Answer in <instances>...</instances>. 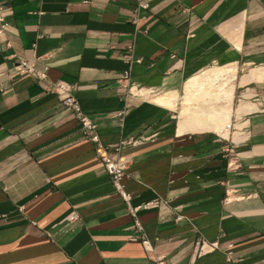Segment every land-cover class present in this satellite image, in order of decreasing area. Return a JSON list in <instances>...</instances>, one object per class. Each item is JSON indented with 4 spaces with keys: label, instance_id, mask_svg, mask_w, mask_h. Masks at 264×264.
I'll return each mask as SVG.
<instances>
[{
    "label": "crops",
    "instance_id": "1",
    "mask_svg": "<svg viewBox=\"0 0 264 264\" xmlns=\"http://www.w3.org/2000/svg\"><path fill=\"white\" fill-rule=\"evenodd\" d=\"M0 12V264H188L199 238L215 247L193 264H264V0H0ZM231 62L215 79L233 86L227 135L179 131L155 95ZM104 155L123 163L132 206L160 200L137 211L140 230Z\"/></svg>",
    "mask_w": 264,
    "mask_h": 264
},
{
    "label": "bare ground",
    "instance_id": "2",
    "mask_svg": "<svg viewBox=\"0 0 264 264\" xmlns=\"http://www.w3.org/2000/svg\"><path fill=\"white\" fill-rule=\"evenodd\" d=\"M237 63V62H236ZM255 68H250V70L254 71ZM256 71V69H255ZM236 72V65L235 63L223 65V66H210L206 68L202 73L196 75L195 78H188L184 85L182 86V97L181 103L179 108L180 119L178 121V128L181 132H191V131H198L208 129L222 136L227 135V130L229 126L230 120V103L227 104H210L206 105V101H225L228 98L232 97L233 86L224 84V86H219L217 82H208L201 81V77L213 73V76L216 75V80H222V78L226 75L234 74ZM252 73V71L250 72ZM215 74V75H214ZM263 78L262 76L257 79ZM203 79V78H202ZM223 81V80H222ZM225 82V81H224ZM227 82V81H226ZM214 85L216 87L215 90L221 94L220 98H216V100H210L209 97L205 96V94H210L213 90L211 88H206V85ZM220 84V83H219ZM204 85V86H203ZM221 85V84H220ZM213 86V87H214ZM212 87V86H211ZM216 93V92H215ZM212 94H210L211 96ZM176 93H161L157 95L154 100L156 103L164 105L165 107H172L175 105L177 99ZM199 99V100H197ZM203 101V102H200ZM196 101L197 104L190 105L192 102ZM194 104V103H193ZM243 104V103H242ZM241 107V106H240Z\"/></svg>",
    "mask_w": 264,
    "mask_h": 264
},
{
    "label": "built area",
    "instance_id": "3",
    "mask_svg": "<svg viewBox=\"0 0 264 264\" xmlns=\"http://www.w3.org/2000/svg\"><path fill=\"white\" fill-rule=\"evenodd\" d=\"M7 23L4 21L3 15L0 12V35L3 33L4 28L6 27ZM6 44H8L6 42ZM17 68L25 69L29 73H33L38 79L44 78L45 71H37L31 65H27L25 61H19L16 64ZM126 72L123 73V77L126 78ZM52 91L55 92L57 95L60 96V103L61 106L67 110L68 112L73 114V117L79 122V125L82 129V132L86 135L89 134L91 139L97 142L96 135L93 133L94 131V124L91 123L89 118L82 112L77 99L71 94L70 87L63 82H57L52 85ZM144 138L139 136L137 139H133L132 142L135 141H143ZM116 150V149H115ZM229 153H233L234 150L232 148L226 149ZM103 161V166L106 173L109 176L110 182L115 190V192L119 195V197L125 202L127 211L132 218V223L136 230L141 229V225L139 220L136 217V213L139 209L148 208L150 206H155L160 203V200H154L151 202L144 203L138 206H132L130 204L131 196L127 193L121 184V179L123 176L124 165L120 161L118 157L115 155L108 156L104 155L101 157ZM140 241L143 246L147 247V241L143 237H140ZM215 247V243H209L202 238L196 239L192 246V256L191 261L188 264H193L192 262L203 255L204 253L210 251ZM154 264H170L166 261L163 257H157L154 261Z\"/></svg>",
    "mask_w": 264,
    "mask_h": 264
},
{
    "label": "rangeland",
    "instance_id": "4",
    "mask_svg": "<svg viewBox=\"0 0 264 264\" xmlns=\"http://www.w3.org/2000/svg\"><path fill=\"white\" fill-rule=\"evenodd\" d=\"M210 67V66H209ZM208 68V67H207ZM205 69H203L202 71H200L198 74H200V73H202L203 71H204ZM198 74H194V75H191L190 77H188V78H195L196 77V75H198ZM212 75L210 76V74H206V75H204V76H202L201 77V81H206V83L208 84V82H214L215 81V78H216V75H215V77L213 76V73H211ZM187 78V79H188ZM203 78V79H202ZM186 79V80H187ZM185 80V81H186ZM208 80H210V81H208ZM185 81H184V83H185ZM184 83H183V85H184ZM218 83V82H217ZM182 85V86H183ZM218 85L220 86V84L218 83ZM204 86V85H203ZM212 86V87H211ZM214 85H206V88H211L213 91L210 93V94H212L211 96H210V94H205V96H207V97H209L210 98V100H216V98L217 97H219L220 96V93L218 92V90H215L216 89V87L214 86ZM222 86H224V82L222 83ZM182 88L183 87H181V89H179L178 90V92H175L176 93V95L178 96L177 97V99H176V102H175V105L173 106V110H171V115H172V122H173V124L174 125H176V122H178L179 121V117H180V114H179V108H180V103H181V97H182V93H183V90H182ZM216 92V93H215ZM166 93H171V92H166ZM159 94H161V93H158V94H156L155 96H157V95H159ZM197 100H199V99H197ZM204 101V100H203ZM203 101H201L200 100V102H203ZM206 101V105L208 106V105H210V104H215V105H220V104H224V101H221V100H219V101H216V102H213V101H208V100H205ZM189 103V106L191 105H194L195 106V104H197V102L196 101H194V102H192L191 104H190V102H188ZM194 103V104H193ZM205 130V129H204ZM208 130V129H207ZM200 131V130H199Z\"/></svg>",
    "mask_w": 264,
    "mask_h": 264
}]
</instances>
